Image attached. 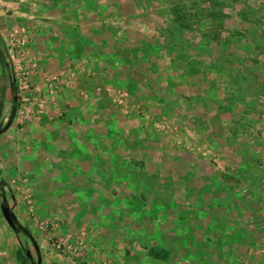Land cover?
I'll use <instances>...</instances> for the list:
<instances>
[{
  "label": "rangeland",
  "instance_id": "obj_1",
  "mask_svg": "<svg viewBox=\"0 0 264 264\" xmlns=\"http://www.w3.org/2000/svg\"><path fill=\"white\" fill-rule=\"evenodd\" d=\"M0 264H264V0H0Z\"/></svg>",
  "mask_w": 264,
  "mask_h": 264
},
{
  "label": "built area",
  "instance_id": "obj_2",
  "mask_svg": "<svg viewBox=\"0 0 264 264\" xmlns=\"http://www.w3.org/2000/svg\"><path fill=\"white\" fill-rule=\"evenodd\" d=\"M17 46L15 47L18 52H24L26 51L25 49L27 48V43L25 42V40L23 41H17ZM19 52V53H20ZM13 53V50H12ZM25 53V52H24ZM24 57V56H23ZM35 67V66H34ZM30 70H33V68H29ZM30 70H25L22 73V77H17V83H18V96L20 98V100L22 101L23 105L26 104V102H28L30 100L31 94L35 93V92H39L40 94L43 93L46 95V89H52L53 86L50 85L45 86V88L42 89H33V85L30 84V75H31V71ZM36 90V91H35ZM40 107L42 108V105H40Z\"/></svg>",
  "mask_w": 264,
  "mask_h": 264
},
{
  "label": "water",
  "instance_id": "obj_3",
  "mask_svg": "<svg viewBox=\"0 0 264 264\" xmlns=\"http://www.w3.org/2000/svg\"><path fill=\"white\" fill-rule=\"evenodd\" d=\"M2 213H3V216L4 218L6 219V221L8 222V224L14 228L15 227V223L13 221V218H12V215H11V212L9 210V208L3 206L2 207Z\"/></svg>",
  "mask_w": 264,
  "mask_h": 264
},
{
  "label": "crops",
  "instance_id": "obj_4",
  "mask_svg": "<svg viewBox=\"0 0 264 264\" xmlns=\"http://www.w3.org/2000/svg\"><path fill=\"white\" fill-rule=\"evenodd\" d=\"M15 92H16V91H14V95H16ZM14 98H15V97H14ZM56 106H57V104L52 103V104H49L48 106H46L45 109H49L51 112H53L52 110H57V109H56ZM55 137L57 138V140H58V142H59V140L61 139L62 136H61L60 134L56 133V134H55ZM49 168L51 169V166H49L48 169H49ZM48 169H47V170H48ZM54 169L56 170L57 168L54 167ZM54 169H52V170H54Z\"/></svg>",
  "mask_w": 264,
  "mask_h": 264
}]
</instances>
